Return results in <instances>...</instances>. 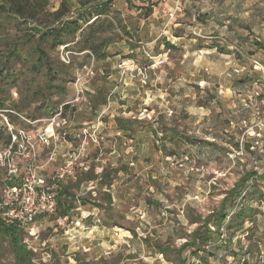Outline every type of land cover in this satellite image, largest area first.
<instances>
[{
    "label": "rangeland",
    "instance_id": "obj_1",
    "mask_svg": "<svg viewBox=\"0 0 264 264\" xmlns=\"http://www.w3.org/2000/svg\"><path fill=\"white\" fill-rule=\"evenodd\" d=\"M59 3L50 0L49 9ZM112 4L128 35L112 37L106 60L74 59L79 81L67 85V108L54 119L49 145L39 137L58 113L14 120L34 140L44 176L86 142L82 166L63 182L75 197L69 215L19 228L34 264H181L154 244L179 248L196 226L192 220L216 209L245 172L264 166V50L255 44L264 46V0ZM62 53L70 60L61 49L60 60ZM96 88L106 91L107 103L93 111L88 98ZM10 96L17 101L15 89ZM116 118L129 120L130 131L120 130ZM4 123L0 117V148L8 139ZM92 126L96 143L82 132ZM16 162L22 173L25 161ZM91 168L96 179L78 183ZM104 171L110 186L100 183ZM4 176L0 169V194ZM240 243L247 244L245 235L233 238L231 251ZM9 246L0 233V264L14 262ZM217 250L219 261L209 257L208 264L233 262L229 251ZM187 257L185 264H205L189 252L181 259Z\"/></svg>",
    "mask_w": 264,
    "mask_h": 264
},
{
    "label": "trees",
    "instance_id": "obj_2",
    "mask_svg": "<svg viewBox=\"0 0 264 264\" xmlns=\"http://www.w3.org/2000/svg\"><path fill=\"white\" fill-rule=\"evenodd\" d=\"M112 1L60 0L52 11L49 9L50 0H0V113L5 112L14 124V120H19L8 112L35 122L52 118L61 107L67 108L63 100L67 85L76 79L74 59L81 56L84 60H106L112 37L128 35ZM255 44L264 50V46ZM61 48L71 53L68 64L59 58ZM83 66V63L79 64L78 68ZM13 89L18 94L17 101L10 96ZM88 103L93 111L106 105V91L96 88ZM115 122L123 132L130 131L129 120L116 118ZM21 124L25 125L23 121ZM184 140L187 144L196 143L193 138L184 136ZM243 148L249 151L250 146L245 144ZM107 178V171H104L100 183L110 186L111 180ZM95 179L91 168L81 174L77 182ZM74 200V194L60 184L54 215L68 216ZM258 216L262 225L257 222ZM191 223L196 226L179 248L154 244L171 263L177 260L185 264L188 257L181 259L184 252L205 264H208L209 257L219 261L217 249H222L229 251L226 255L232 256L231 264H264V166L260 173L245 172L224 194L216 209ZM19 228L24 231L25 225H6L0 221V233L8 238L13 253L12 264H34L32 252L22 243ZM238 234L245 235L247 244L240 243L237 252H232V240ZM216 241L223 246L217 247ZM168 254L174 255V259L168 258Z\"/></svg>",
    "mask_w": 264,
    "mask_h": 264
},
{
    "label": "built area",
    "instance_id": "obj_3",
    "mask_svg": "<svg viewBox=\"0 0 264 264\" xmlns=\"http://www.w3.org/2000/svg\"><path fill=\"white\" fill-rule=\"evenodd\" d=\"M68 55L62 53V62H69ZM76 81L78 82L79 78H76ZM8 113L20 117L13 112ZM57 116L59 113L49 121L50 131L45 129L40 135L39 141L42 145L48 146L49 139L54 136L53 122ZM0 117L5 122L3 127L8 134L6 144L0 148V169L5 172L4 186L0 194V221L6 225H27L38 217L54 215L58 187L74 176L76 168L82 166L81 161L86 155V142L80 143L74 150L66 153L61 165L51 175L44 176L41 173L43 167L37 165L34 140L25 130L15 129L5 112L0 113ZM97 127L82 130L93 143L97 142L95 135ZM53 157L54 154H50L51 161ZM16 159L25 161L22 173Z\"/></svg>",
    "mask_w": 264,
    "mask_h": 264
},
{
    "label": "crops",
    "instance_id": "obj_4",
    "mask_svg": "<svg viewBox=\"0 0 264 264\" xmlns=\"http://www.w3.org/2000/svg\"><path fill=\"white\" fill-rule=\"evenodd\" d=\"M61 163H62V161H61ZM61 165V164H60Z\"/></svg>",
    "mask_w": 264,
    "mask_h": 264
}]
</instances>
